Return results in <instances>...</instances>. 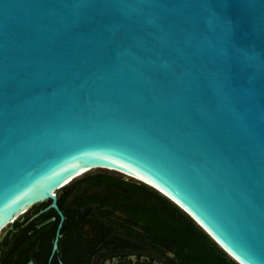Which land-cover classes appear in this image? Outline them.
<instances>
[{"label": "water", "instance_id": "obj_1", "mask_svg": "<svg viewBox=\"0 0 264 264\" xmlns=\"http://www.w3.org/2000/svg\"><path fill=\"white\" fill-rule=\"evenodd\" d=\"M82 170L264 264V0H0V235Z\"/></svg>", "mask_w": 264, "mask_h": 264}, {"label": "flooded vegetation", "instance_id": "obj_2", "mask_svg": "<svg viewBox=\"0 0 264 264\" xmlns=\"http://www.w3.org/2000/svg\"><path fill=\"white\" fill-rule=\"evenodd\" d=\"M93 189L72 182L14 219L0 235V264H184Z\"/></svg>", "mask_w": 264, "mask_h": 264}, {"label": "trees", "instance_id": "obj_3", "mask_svg": "<svg viewBox=\"0 0 264 264\" xmlns=\"http://www.w3.org/2000/svg\"><path fill=\"white\" fill-rule=\"evenodd\" d=\"M77 184L87 183L90 188L102 187L109 193L107 197L118 201L116 208L136 221L142 230L155 234L161 239L159 244L177 253L184 254V264H208V257L214 258L215 264H237L189 217L153 189L138 183H129L123 179L105 175L86 176ZM96 196V195H92ZM172 232L173 240L164 241L162 233ZM184 237V244L175 239L178 234ZM198 238L202 247V256H190V241ZM206 248V249H205ZM227 256L234 262H230Z\"/></svg>", "mask_w": 264, "mask_h": 264}, {"label": "rangeland", "instance_id": "obj_4", "mask_svg": "<svg viewBox=\"0 0 264 264\" xmlns=\"http://www.w3.org/2000/svg\"><path fill=\"white\" fill-rule=\"evenodd\" d=\"M95 175H105V176H110V177H115V178H118V179H123V180H126L128 179V177L126 175H123V174H120V173H117V172H113V171H107V170H96V171H91V172H88L87 174L81 176L80 178L76 179L73 181L74 182H78L80 180H82L83 178H85L86 176H95ZM149 187V186H147ZM151 188V187H149ZM152 189V188H151ZM155 191V190H154ZM91 193H95L97 194L98 196H102V197H107V195H109V193L105 190L104 186L102 187H95L93 190H91ZM176 206V205H175ZM184 213V212H183ZM200 228V227H199ZM148 233V232H147ZM151 236H155V234L151 233ZM161 238L164 240V241H167V240H173L174 236L172 235V232H164L162 233L161 235ZM157 240V242H160L161 243V239L160 238H155ZM175 239L177 241H179L180 243H183L184 244V237L182 236V234H178ZM211 239V238H210ZM212 240V239H211ZM213 241V240H212ZM202 245L200 244L198 238H194L192 241H190V244L188 246V250L190 251V256H193L194 258H196L197 256L199 257L201 254H202V249L205 247H201ZM206 249V248H205ZM202 256V255H201ZM200 256V257H201ZM183 261H184V254L181 258ZM208 259V264H215V260L214 258H211V257H208L206 258ZM227 259L230 261V262H233L228 256H227ZM234 263V262H233Z\"/></svg>", "mask_w": 264, "mask_h": 264}, {"label": "bare ground", "instance_id": "obj_5", "mask_svg": "<svg viewBox=\"0 0 264 264\" xmlns=\"http://www.w3.org/2000/svg\"><path fill=\"white\" fill-rule=\"evenodd\" d=\"M87 173H88L87 170H82V171H80L79 174H78V177L75 178L74 180L80 178L81 176H83V175H85V174H87ZM129 177H134L135 179H137V180H139V181H143V182H145L147 185H149V186H151V187H154V188L160 190L161 193L167 195V194H166L164 191H162L161 189L157 188L156 186H154L153 184H151V183H149V182H147V181H144V180L140 179L139 177H135V176H132V175H129ZM74 180H71V181H70L68 184H66V185H70ZM153 190H154V189H153ZM168 196H169V195H168ZM169 197H170V196H169ZM200 228H202V227H200Z\"/></svg>", "mask_w": 264, "mask_h": 264}]
</instances>
